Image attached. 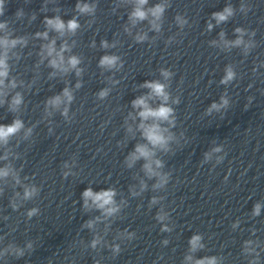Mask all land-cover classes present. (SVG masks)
<instances>
[{"label":"clouds","instance_id":"1","mask_svg":"<svg viewBox=\"0 0 264 264\" xmlns=\"http://www.w3.org/2000/svg\"><path fill=\"white\" fill-rule=\"evenodd\" d=\"M148 0H136L137 6L135 7L134 11L131 14V19L133 22L136 20H143L147 18L148 13L143 9V5L147 4ZM165 5L158 4L153 9H150L151 15L158 20L164 11ZM76 9L82 13V14H91L94 12L95 6L90 5L87 3H77ZM3 10V0H0V13H2ZM232 15V9L231 7H226L223 11L220 12H214L212 13L213 19H215L216 23L219 24L221 22H224L228 19V17ZM178 22L183 26L184 23L187 21L183 20L180 17H177ZM45 23L47 27L55 30L56 32L63 35L65 32H71L75 33V31L80 27L78 21L73 18L67 22L63 21L60 17H55L48 19L46 18ZM5 27L4 24H0V29H3ZM153 27L158 30V25L153 23ZM213 27L212 24L208 25L209 30ZM237 32H241V29H236ZM37 35H42L45 39H47V32L45 33H38ZM137 41L141 42L144 39H146L145 36H137ZM17 41H11L12 45H15ZM242 43L240 39L235 41V44L239 45ZM102 47H109L107 41L101 42ZM9 45V41L7 39H0V46H4L7 48ZM45 50L47 52V55L50 57H54L50 61V66L53 68L60 69L61 71L67 72L70 69H76L77 75L80 74L81 69H79L77 66L80 63V60L78 57L72 56L69 58L67 62V67L64 66V57L62 55L63 51L67 49V45H64L60 51H56L55 49V41L53 40L51 43L44 46ZM7 56L6 54L4 56H0V89L4 87L5 78L8 75V66L6 63ZM119 61V57L114 55H105L101 57L99 61L100 67H106V68H115L117 66V63ZM162 75L167 79L171 73L167 70H161ZM233 73L231 70H228L227 75L225 78L221 81L222 83H227L228 80L233 78ZM15 87V84L12 85ZM80 85L78 84L77 87ZM142 87H146L150 89V93L148 96H141L136 98L132 101V106L134 109H139L138 115L141 118V123L139 125L140 129L142 130V134L144 138L153 146L164 148L167 144L168 139L170 137L165 136V133L167 132V129L160 127L161 121H168L171 123L170 117H172L173 109L168 107L166 102L168 101V94L166 92V86L159 81H146ZM4 94L3 92H0V95ZM108 94V90H102L98 96L102 100L104 99ZM63 97L66 98L68 102H71L73 99V96L71 94V91L67 88L63 91ZM158 97L163 101L158 108H152L148 100L151 97ZM223 99V98H222ZM22 99L19 93L12 99L10 110L15 111L16 108L21 104ZM178 102V101H177ZM49 104L58 106L62 103L61 97L57 96L54 99H51L48 101ZM224 103H227L224 101ZM219 106L216 104L212 105L213 109L218 108ZM67 109H65L66 114ZM211 111V109L209 110ZM151 120L152 123H146L147 121ZM23 128V122L19 119L13 120V122L9 125H3L0 124V144H6L9 137L16 134L20 129ZM30 131V130H29ZM215 151H219V149H215ZM154 155V153L148 148L147 145H137L135 151L131 154L129 158V166L140 158H145L146 160H150L151 157ZM157 166H160V162H155ZM145 169L149 173V175H159L158 173H154L153 169L150 164H145ZM9 175L8 169H0V178L6 177ZM166 178L161 176L160 177V185H163ZM158 185V186H160ZM35 189L26 190V197H30L35 193ZM115 192L113 190H105L101 192H93L91 188H87L82 193L83 199H84V206L86 208L95 206L98 209L103 210V212L107 215H111L115 213L118 209L115 206L114 197ZM89 201H91V205L89 204ZM259 205H256L255 207V214H259ZM35 211V210H33ZM31 215V213H30ZM158 219H163V217H158ZM91 226V222L90 225ZM167 230V229H165ZM200 238L198 236L193 237L190 241L193 248L197 247V242ZM165 243H167L165 241ZM95 242L93 243L94 246ZM118 250V249H117ZM198 264H215V259L210 258L206 259L204 261H199Z\"/></svg>","mask_w":264,"mask_h":264}]
</instances>
